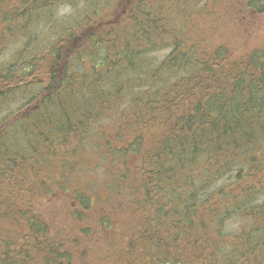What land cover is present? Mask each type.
Returning a JSON list of instances; mask_svg holds the SVG:
<instances>
[{
	"label": "trees",
	"instance_id": "16d2710c",
	"mask_svg": "<svg viewBox=\"0 0 264 264\" xmlns=\"http://www.w3.org/2000/svg\"><path fill=\"white\" fill-rule=\"evenodd\" d=\"M26 1L20 16L0 9V54L19 31L32 34L0 64V214L29 229L23 240L33 243L17 253L0 247V264H72L26 195L67 179L81 146L109 119L102 131L115 127L122 147L109 137L106 150L147 165L141 223L121 263L264 264V48L239 59L225 45L196 42L197 51L169 0H121L108 21L87 30L82 19L61 24L48 47L60 70L45 71V83L39 60L48 61L47 45L31 29L50 2ZM250 8L264 13V0ZM92 198L74 195L71 205L80 199L88 210ZM232 219L246 224L236 229Z\"/></svg>",
	"mask_w": 264,
	"mask_h": 264
},
{
	"label": "rangeland",
	"instance_id": "374dc122",
	"mask_svg": "<svg viewBox=\"0 0 264 264\" xmlns=\"http://www.w3.org/2000/svg\"><path fill=\"white\" fill-rule=\"evenodd\" d=\"M120 1L49 0V6L39 9L36 17L39 19V25L31 30L36 34L35 38L39 41L41 49L47 45L43 56L49 55L48 61L39 60V78L47 83L49 80H46L44 72L47 71L48 74L53 69L60 70L48 47L60 39L63 32L60 30L62 23L69 24L75 18L82 19L83 22L90 23L84 29L87 30L93 23L108 21L109 16L120 9L117 6ZM250 1L252 0H169L168 4L171 8L174 7L173 13L171 12L173 22L179 25L185 22V25H189L186 38L189 44L197 46V51L199 47L196 42L202 41L206 44L204 47L212 50L225 45L230 49L228 53L239 59L255 49L264 48V13L252 12ZM27 4L26 0H0V9L6 8L4 11L20 16L24 14V7H31ZM1 18L2 14L0 22ZM29 35H32L29 29L19 31L17 38L9 42L8 50L0 54V64L9 60L10 53L17 56L24 45V39ZM165 52L167 50L164 49L162 53ZM14 107L17 109L18 105ZM109 120L104 121L103 127L99 125L98 130L81 146L85 151H81L67 179L60 178L53 190L46 191L45 194L41 192L44 189L39 187L37 189H40V194L35 191L31 199L26 195V200L36 206L33 209L34 215L47 222L51 232L58 234L59 239L63 241L55 243L59 245L65 242L63 247L72 252V264H123L122 253H129L131 248L127 247L133 243L128 242L132 239L129 235L134 232L136 224L141 223V214L138 216L137 212L143 201L141 181L144 179L142 176L147 174L144 171L147 165L141 156H124L122 151L106 150L105 140L109 137L114 146L120 149L122 147L117 142L115 127L102 131ZM122 139L120 137V141ZM151 141L152 138L146 148ZM53 172H56V169H53ZM58 175L59 172H56L52 177L57 180ZM22 182L24 186L25 180H21L18 186ZM8 188L10 189V185ZM5 192L13 196L17 193L8 189H5ZM85 194H88L89 198L93 196L94 203L88 210L79 206L77 202L80 199L71 205L74 201L72 196ZM21 202L19 200V203ZM107 220L109 226L102 227L101 222ZM229 222L230 226H235L236 229L243 228L246 224L242 219H232ZM83 230L88 232L84 233ZM28 232L29 229L22 226V223L15 219L2 218L0 214V241H11L0 242V247H6L5 244L9 243L13 249L11 253H17L21 246L33 243L23 240L22 234ZM76 236L84 242H74ZM125 261L126 259L123 262Z\"/></svg>",
	"mask_w": 264,
	"mask_h": 264
}]
</instances>
